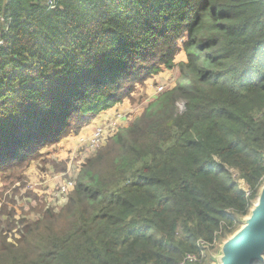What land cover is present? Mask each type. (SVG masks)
<instances>
[{
    "label": "trees",
    "instance_id": "1",
    "mask_svg": "<svg viewBox=\"0 0 264 264\" xmlns=\"http://www.w3.org/2000/svg\"><path fill=\"white\" fill-rule=\"evenodd\" d=\"M47 1L0 0V177L179 77L109 134L61 209L0 234V264H181L221 245L264 185V0Z\"/></svg>",
    "mask_w": 264,
    "mask_h": 264
},
{
    "label": "rangeland",
    "instance_id": "2",
    "mask_svg": "<svg viewBox=\"0 0 264 264\" xmlns=\"http://www.w3.org/2000/svg\"><path fill=\"white\" fill-rule=\"evenodd\" d=\"M184 59V56L177 58V63ZM178 77L177 67L170 71H163L154 79L149 80L147 84L138 87L135 94L136 101L126 102L111 111L103 112L105 116L101 122L98 121V123L97 120L102 114L79 135H71L63 139L61 143L49 147L45 150L48 154L44 153L40 161L33 162L26 169L2 174L0 177V221L3 224L0 226V234L8 235L12 241L14 236L19 237L23 219L35 222L43 218V213L47 209H61L68 201L82 165L104 144L102 143L100 147L87 145L92 136L94 137L96 128L102 127L105 134H109L115 127L122 128L132 124L142 116L149 103L157 96L158 88L173 87ZM178 109L184 110L183 102L178 104ZM108 137L109 135L103 142ZM49 154L57 160L56 164H60L61 167H56L51 163ZM236 177L238 176L235 175ZM237 181L243 187L242 181L239 179ZM3 206L7 207V213H3ZM8 221L11 222L12 230L7 228ZM220 249L221 245H218L211 250L204 264H218L216 259L220 255Z\"/></svg>",
    "mask_w": 264,
    "mask_h": 264
},
{
    "label": "water",
    "instance_id": "3",
    "mask_svg": "<svg viewBox=\"0 0 264 264\" xmlns=\"http://www.w3.org/2000/svg\"><path fill=\"white\" fill-rule=\"evenodd\" d=\"M242 224L221 244L218 264H264V185Z\"/></svg>",
    "mask_w": 264,
    "mask_h": 264
},
{
    "label": "built area",
    "instance_id": "4",
    "mask_svg": "<svg viewBox=\"0 0 264 264\" xmlns=\"http://www.w3.org/2000/svg\"><path fill=\"white\" fill-rule=\"evenodd\" d=\"M47 5L49 9H53L55 7V0H48ZM0 23L3 25V28L0 30V46H3L5 44L4 36L9 32L10 29L11 19L1 17ZM163 90L164 89L162 87H159L157 94H159ZM116 130L117 127H115L111 133H113ZM109 134H105L104 129L102 127H98L95 130L94 137L92 136L91 140L88 141L87 145L89 147L92 146L100 147L105 137ZM243 188L247 192V194H249V190L247 189L245 184L243 185ZM202 244L205 246L206 249H204L200 255L198 256L189 255L185 258V260L181 264H204L206 260L209 258V254L211 253V250H214L216 246L220 245V244H216L213 246V249H211L208 248V246L205 243Z\"/></svg>",
    "mask_w": 264,
    "mask_h": 264
},
{
    "label": "crops",
    "instance_id": "5",
    "mask_svg": "<svg viewBox=\"0 0 264 264\" xmlns=\"http://www.w3.org/2000/svg\"><path fill=\"white\" fill-rule=\"evenodd\" d=\"M182 57H183V56H182ZM103 116H105V115H103V114H102V115H101V117H100V118L97 120V122H98V121H100V122H101V120H103V119H102V118H103ZM98 123H99V122H98Z\"/></svg>",
    "mask_w": 264,
    "mask_h": 264
},
{
    "label": "bare ground",
    "instance_id": "6",
    "mask_svg": "<svg viewBox=\"0 0 264 264\" xmlns=\"http://www.w3.org/2000/svg\"><path fill=\"white\" fill-rule=\"evenodd\" d=\"M147 47V46H146ZM96 80V79H95ZM100 81V80H99ZM94 82V81H93Z\"/></svg>",
    "mask_w": 264,
    "mask_h": 264
}]
</instances>
